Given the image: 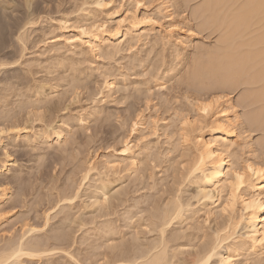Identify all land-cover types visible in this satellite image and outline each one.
Instances as JSON below:
<instances>
[{
  "label": "rangeland",
  "instance_id": "obj_1",
  "mask_svg": "<svg viewBox=\"0 0 264 264\" xmlns=\"http://www.w3.org/2000/svg\"><path fill=\"white\" fill-rule=\"evenodd\" d=\"M175 1L168 10L163 0H0V61L8 63L0 66V166L7 151L12 160L9 171L0 170V183L11 190L0 202V239L24 236L25 244L61 248L19 264H141L135 257L163 240L168 261L194 264L209 240L240 219L241 199L222 213L226 194L207 199L199 191L201 173L189 172L199 127L188 142L179 134L184 117L211 121L197 103L227 94L238 103L245 86L231 92L189 78L198 44L212 48L219 32L199 27L192 11L201 0ZM82 28L115 51L96 54L80 38ZM137 32L143 36L134 41ZM106 80L115 85L106 88ZM238 104L241 126L228 136L237 142L235 155L242 164L264 163V131L245 116L257 105ZM127 143L130 150L121 152ZM133 152L142 158L136 168ZM108 160L120 164L108 167ZM252 179L240 196L252 195ZM176 200L184 205L182 220L166 225L164 234L149 225ZM246 230L240 225L220 254L227 255L229 244L250 242ZM221 255L209 264H226ZM237 259L245 264L244 254Z\"/></svg>",
  "mask_w": 264,
  "mask_h": 264
},
{
  "label": "bare ground",
  "instance_id": "obj_2",
  "mask_svg": "<svg viewBox=\"0 0 264 264\" xmlns=\"http://www.w3.org/2000/svg\"><path fill=\"white\" fill-rule=\"evenodd\" d=\"M141 1L143 0H136L137 3ZM184 1L186 4L191 1L195 2V0ZM174 2L177 1L163 0L165 9L169 10L173 7ZM98 4H100V1ZM196 5L192 13L196 18L201 19L199 27L203 29L210 28L213 32L216 30L219 32V36L217 37V44L213 45L214 47L212 46V48L205 49L203 47L201 49V46L198 44L200 48L197 49L198 52L194 53L195 56L192 58L189 78H192L194 81L198 79L197 83L199 82L203 86H221L220 88H227L231 92L239 89L241 86H245L244 91L241 93L242 95L238 99V103L246 101L253 107L257 105V108H254L255 110L248 112L249 114L247 113L245 116L248 115L246 118L250 126L258 127L257 129L264 131V0H201ZM171 12L169 16L173 14ZM191 27L187 31L190 33L188 35L189 40L193 41L196 32ZM133 28H136V21L132 23V28H127L126 34ZM79 35L81 39L82 36L87 37L85 41L90 43L93 51L98 55L109 56L115 51V48L104 47L98 35L91 30L87 31L82 28ZM141 36L143 34L137 32L132 36V40L139 41ZM68 40L71 39L68 38ZM6 63L5 61H0V66ZM114 85V80H106L105 82V87L108 89H111ZM229 95L213 98L209 102L197 103L199 105V112L202 111L204 116H206L205 118L210 115L211 119L209 117V120L211 121L204 122L201 121V118L190 120L184 117L182 128L180 129L181 133L179 136L184 142H188L189 132L190 134L196 132L199 127L197 135L194 136L197 141L195 140V153L191 152L193 157L190 154L192 160L190 161L192 163L190 162L189 172L190 174L195 172L201 173L202 179L200 178L201 180L198 182V185L200 184L199 191H201L203 196L213 200L216 195L222 199V196L226 194L225 204L221 209L222 213H226L229 210L234 211L239 199H241L239 201L242 206L240 219L227 222L228 224L222 229V231H225L224 234H220V231L215 238L209 240L205 244L204 249L201 250L202 253H199V257L194 261V264H209L214 256L221 255L220 250L223 244L236 234V229L240 225L244 229H247V238L250 242L241 241L229 244L227 255H221L222 260L226 264H240L237 258L244 254L245 264H257L260 262V256L264 255V163L248 159L244 160L246 161L245 164H242L239 162L238 155H235L237 142L234 138H229L228 136L233 135L237 131L242 121L238 110V105L240 104L235 103ZM34 105V103L33 105L31 104L32 107L37 106V104ZM99 113L101 112L99 111ZM203 113L200 114L202 115ZM204 116L202 115V117ZM204 130L208 131L210 135L208 138L203 135ZM215 132L221 133V139H216L213 136ZM57 138H61L59 133H57ZM249 138L250 140H248ZM249 138H246V144L251 149L253 140L250 136ZM65 141V139L61 140L60 143H64ZM1 142L2 139H0ZM261 144L264 145V138L261 139ZM129 150L130 146L127 143L121 152L125 153ZM250 152L252 151L250 150ZM133 153L135 156H131V159L133 168H136L142 161V158H140L139 154ZM9 154L7 151V159L0 166V170L5 169V171H9L11 169L7 165L12 161ZM107 163L108 167H115L120 164L112 160H108ZM249 176L255 181L251 185L253 193L249 197L246 194L245 196H240L237 191H239L242 185L247 183L246 181H249ZM84 177L86 178L87 174ZM10 191L9 187L0 183V202L7 200L8 195L11 193ZM106 192L104 189L102 195L106 196ZM66 199L72 200V197H66ZM167 206L160 210L156 214V218L154 217L155 219L150 220L151 224H149L154 229H159L162 234L165 233L164 228L166 225L170 224L174 219L182 220L184 216V205L180 200L173 201ZM210 213L212 212L209 211ZM31 226L29 225L28 230L34 231L35 227ZM63 235L67 236L68 234L63 232ZM1 238L0 264H19L22 257H37L40 260L41 255L56 248L55 246L54 248L53 246L50 247L48 244L39 245V243L35 242L25 244L22 238L16 242L11 241V239L10 241L6 240V237ZM66 240L68 239H65L66 243H60H63L62 246L64 248L66 245V248L69 246ZM139 259L144 261L141 264H172L168 261L170 260V256L164 240L154 245L146 253L135 257L133 262H137ZM233 259L234 261H232ZM236 259L237 261H235ZM126 260L124 263L133 264L131 260H129L130 262H126Z\"/></svg>",
  "mask_w": 264,
  "mask_h": 264
}]
</instances>
